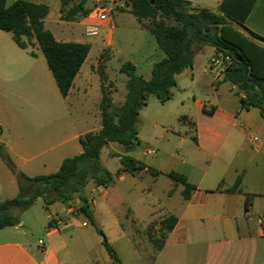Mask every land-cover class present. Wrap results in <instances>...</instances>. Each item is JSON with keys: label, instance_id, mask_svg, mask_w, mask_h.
I'll return each instance as SVG.
<instances>
[{"label": "crops", "instance_id": "1", "mask_svg": "<svg viewBox=\"0 0 264 264\" xmlns=\"http://www.w3.org/2000/svg\"><path fill=\"white\" fill-rule=\"evenodd\" d=\"M16 1L9 0L8 3L10 5ZM28 1L49 7L44 25L57 41L89 44L90 51L74 79L68 96L63 97L44 54L39 53L41 50L36 40L32 39L28 48L23 49L16 44L11 33L0 30V144L14 164L10 166L5 161V164L0 166V192L7 190L15 194L19 193L18 173L27 176L55 173L66 158L83 153L80 143L82 135L101 129V111L97 125L85 129L74 120L69 111V104L86 107L93 101L100 110L104 91L110 97L112 106H116L114 102L123 94L120 86L126 88L127 76L124 79L118 77V70L113 66V58L117 57L121 61L119 71L123 63L131 62L145 79L150 78L153 65L165 58V53L158 46L154 36L131 13L129 0H88L86 7L91 9L89 15L74 21L63 19L61 0ZM186 1L193 8H205L219 13L224 0ZM100 5H105L110 11L109 17L105 20H101L94 13L96 7ZM114 11L134 16L137 21L133 30L125 26L129 37L124 40H114L115 24L111 15ZM89 20L100 26L99 34L92 38L85 36V21ZM238 28L245 34L252 32L264 39V0H256L244 24ZM24 40L27 41L26 38ZM215 53H217L215 48L211 46L198 48L193 66L176 76L177 86L173 90V97L162 104L167 105L166 107H170L172 103L180 105L178 110L182 114L180 120L190 123L195 128L196 140L217 147L222 138L219 132L230 123L236 127L237 118L243 117L241 119L243 135L250 130L251 127L245 118L251 109L241 110L236 87L233 85L232 93L238 101L237 104L222 108L212 103L197 101L195 96H192V102L186 105L185 98L189 100V96L185 87L180 85V77L186 74L194 75V66L199 59L204 62L203 73L207 77L211 76L208 62ZM224 82L226 81L215 84L211 76L210 83L216 92L218 85ZM34 90L41 92V99L35 95ZM30 92L34 95H29ZM146 107L140 112V122ZM204 108L214 110V113L209 114ZM220 113H223L222 116L216 118ZM205 115L212 116L213 124L202 129L199 120ZM160 118L161 116H158L152 120L155 123L159 122ZM261 125L263 128L261 140L254 143L251 138L257 149L256 154H260L261 149H264V124ZM200 130L208 133L209 136L205 140L203 136L198 135ZM124 155L129 153L124 152L123 146L117 148L112 146V143L101 151V165L112 174V183L116 177L124 181L126 175L130 174L122 170L121 164L115 171L109 168L114 158L120 162V157ZM135 159L146 164L142 158ZM221 160V170L215 175L217 179L215 187L203 185L208 174L205 172L200 176L198 183H191L196 186V190L188 200L183 197L184 187L176 185L171 180L165 198L169 200L179 195L181 200L177 209L169 203L142 201L141 207L147 212V222L157 217L163 220L170 215L177 218V224L168 233L164 246L157 251L150 263H146L139 254L132 239L133 231L119 223L120 235L127 238V242L139 258L137 264H264L261 246L264 225L258 223V220L264 217V192L245 189L244 169L227 158L221 157ZM147 173L146 170H142L131 175L139 177ZM225 174L230 175L229 179H225ZM239 176L242 177L239 189L234 192L228 191ZM3 178L7 179L6 186L3 184ZM221 183L223 186L219 188ZM105 186L108 191L106 195L100 192L99 186L93 181L86 186L84 194L89 200L92 212L97 205V195L102 196L104 200L110 197V185ZM248 196L250 201L246 205ZM79 201L75 199L73 204H78ZM129 208L136 214L132 206ZM71 210L68 204L61 202L47 207L48 227L43 241L45 249L39 243L32 245L27 240V232L18 228L20 225L0 230V264H82L83 261H91V245L96 239L97 230L86 217ZM93 216L96 221L95 214ZM124 217L127 215L124 214ZM119 220L118 218L117 221ZM62 225L64 227L61 228ZM73 226H77L79 234L67 236L65 231ZM89 227L93 230H85ZM10 228L13 229L12 232H4ZM69 254L74 258L71 263Z\"/></svg>", "mask_w": 264, "mask_h": 264}, {"label": "trees", "instance_id": "2", "mask_svg": "<svg viewBox=\"0 0 264 264\" xmlns=\"http://www.w3.org/2000/svg\"><path fill=\"white\" fill-rule=\"evenodd\" d=\"M74 1L61 0L64 20L74 21L89 15L91 9L86 7L88 0ZM8 2L0 0V30L11 33L16 44L23 49L35 39L61 95L67 97L89 54L90 45L57 41L44 25L48 6L28 0H17L10 5ZM255 2L224 0L219 13H215L205 8H193L186 0H129L131 13L154 36L165 58L153 65L149 79L139 74L133 63H123L120 71L127 76L124 103L113 107L110 97L103 91L100 105L102 127L97 132H88L80 137L82 154L66 158L55 173L37 176L17 174L19 194L0 202V230L17 226L21 222L20 214L29 210L40 197L47 207L56 202L67 204L79 199L82 202L80 214L100 234L112 261L122 264L96 223L84 194L90 181L97 186L110 185L113 181L112 174L101 165L102 149L109 143H118L127 154L134 150L139 142L140 112L147 106L149 97L154 95L160 103L170 100L177 86L176 76L193 66L197 49L203 46H211L217 53L232 58L233 65L226 72L224 81L236 87L241 110L258 109L264 119V39L252 32L245 34L238 28L244 24ZM204 111L214 113V110L206 108ZM0 155L10 166H14L3 146H0ZM120 164L122 170L130 174L142 170L154 176L161 174L130 155L121 156ZM167 176L176 185H182L183 197L190 199L196 186L177 171H171ZM241 181L239 176L228 191H237ZM222 186L221 183L219 188ZM249 201L250 196L246 205ZM176 224L177 218L170 215L160 222V241L150 234L157 251L162 249L168 233Z\"/></svg>", "mask_w": 264, "mask_h": 264}, {"label": "rangeland", "instance_id": "3", "mask_svg": "<svg viewBox=\"0 0 264 264\" xmlns=\"http://www.w3.org/2000/svg\"><path fill=\"white\" fill-rule=\"evenodd\" d=\"M78 1L75 0L74 2ZM111 15L114 17L115 24L114 40L119 41L129 37L125 26L129 30H133L137 22L135 17L122 14L118 11H114ZM85 22L96 23L91 20ZM147 34L152 36L150 33ZM39 53L42 54L41 51ZM120 65L121 61L117 57L113 58V66L118 70V77L124 79L126 75L119 71ZM203 66V60L199 59L195 63L193 76L186 74L180 77V85L185 87L186 94L189 96V100L185 98V104L189 105L192 102V96H195L197 101H203L207 104L212 103L222 108L237 104L238 101L232 93V84L224 82L218 85V91L216 92L210 83L211 76L207 77L203 73ZM120 89L123 94L114 102L115 107H119L126 96L125 86L121 85ZM34 93L41 99L42 95L40 91L34 90ZM34 93L30 92L29 95H34ZM166 106L160 103L154 95L149 97L144 117L139 123L138 138L140 142L129 153L134 158L139 157L144 159L148 167L161 172V174L157 177H154L150 173L139 177L128 174L124 181L116 177L115 181L109 186L111 195L107 200H104L100 195L96 196L97 205L92 213L95 214L96 222L124 264H137L139 258L130 247L127 238L120 235L119 223L124 228L133 231L132 239L139 254L146 263H150L157 253V246L151 240L150 234L158 241L161 240L160 222L162 220L161 217H157L147 222V212L145 208L141 207L142 201H160L169 203L174 209L179 207L181 200L179 195L169 200L165 198V194L172 183L167 173L177 171L185 175L190 183H198L200 176L206 172L208 174L203 185L210 188L215 187L217 181L215 175L221 170V157H224L244 169L243 187L245 189H255L264 192V149L260 148L261 153L256 154V146L251 141V138L254 136H257L260 140L262 137L263 128L261 124H264V120L261 118L258 109H251L245 118L251 127L250 130H247L243 135L241 133L243 128L241 126V119L243 117L237 118L235 122L236 127L233 123H230L219 132L222 138H220L219 146L216 147L196 140L195 128L190 123L180 120L182 115L178 112L180 105L172 103L170 107ZM69 111L76 123L80 127L87 129L97 125L101 109L99 110L92 101L86 107L71 103V105L69 104ZM222 114L220 113L216 118H220ZM158 116H161V118L155 124L152 119ZM211 118L212 116L210 115L203 116L199 120L200 127L205 129L207 126H211L213 124ZM198 135L203 136L204 140L209 136L205 130H200ZM112 146L118 148L120 145L112 143ZM148 150H152L153 153H147ZM105 154H103V158H105ZM218 155L221 157H218ZM2 164H5V160L0 155V166ZM193 165L195 167H192ZM119 166V160L114 158L109 168L111 171H115ZM229 177V174H225V179H229ZM6 183L7 179L3 178L5 186ZM131 188L132 193L129 191ZM18 194L7 190L1 191L0 201L16 197ZM130 206L136 210V214L132 212L129 208ZM15 213L18 212L15 211ZM47 214V206L41 197L36 200L29 210L20 214L21 222L18 224L20 225L18 228L27 232V240L32 245L39 243L40 240L45 241V231L48 227ZM124 214L127 215L126 218ZM118 218L120 219L119 221H117ZM11 230L13 229H6L4 232H12ZM85 230L93 229L89 227V229L85 228ZM65 233L67 236L79 234L77 226L71 227ZM95 234L96 239L91 245V261H83L82 264H114L102 244V237L97 232ZM261 246L264 257V239L261 240ZM66 250L65 248V252ZM69 256V263H71L74 258L70 254Z\"/></svg>", "mask_w": 264, "mask_h": 264}, {"label": "built area", "instance_id": "4", "mask_svg": "<svg viewBox=\"0 0 264 264\" xmlns=\"http://www.w3.org/2000/svg\"><path fill=\"white\" fill-rule=\"evenodd\" d=\"M110 11L107 9L105 5L97 6L94 13L95 15L100 18L101 20H105L109 17ZM100 26L97 23H86L85 24V36L88 38L95 37L99 34ZM233 65V60L230 56L224 55L222 53H215L212 55L208 62V71L211 74L213 78V82L215 84L220 83L224 81L225 74L228 71L229 68ZM252 141L254 143L259 142V138L257 136L252 137ZM147 153L152 154V150H148ZM100 192L103 195L107 194V186L101 185L99 186ZM74 201L67 203L70 208H72V212L76 213L77 215L80 214L79 210L81 208L82 202L79 201L78 204H73ZM259 225H264V217L260 218L258 220ZM40 246L45 249V243L40 240L39 241Z\"/></svg>", "mask_w": 264, "mask_h": 264}]
</instances>
